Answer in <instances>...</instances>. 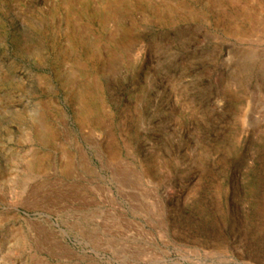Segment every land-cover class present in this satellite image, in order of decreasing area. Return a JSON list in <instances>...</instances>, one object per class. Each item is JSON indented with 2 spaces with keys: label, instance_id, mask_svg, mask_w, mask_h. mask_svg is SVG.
Segmentation results:
<instances>
[{
  "label": "rangeland",
  "instance_id": "1",
  "mask_svg": "<svg viewBox=\"0 0 264 264\" xmlns=\"http://www.w3.org/2000/svg\"><path fill=\"white\" fill-rule=\"evenodd\" d=\"M0 264H264V0H0Z\"/></svg>",
  "mask_w": 264,
  "mask_h": 264
}]
</instances>
